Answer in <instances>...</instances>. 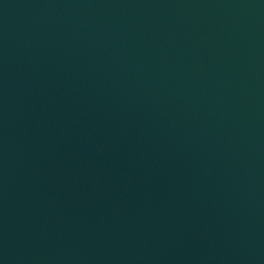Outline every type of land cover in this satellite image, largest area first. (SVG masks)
Instances as JSON below:
<instances>
[{"label": "water", "instance_id": "1", "mask_svg": "<svg viewBox=\"0 0 264 264\" xmlns=\"http://www.w3.org/2000/svg\"><path fill=\"white\" fill-rule=\"evenodd\" d=\"M0 264H264V0H0Z\"/></svg>", "mask_w": 264, "mask_h": 264}]
</instances>
